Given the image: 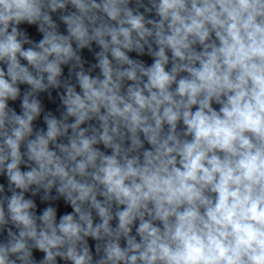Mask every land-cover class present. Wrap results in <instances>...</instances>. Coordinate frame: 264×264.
<instances>
[{"label": "clouds", "instance_id": "1", "mask_svg": "<svg viewBox=\"0 0 264 264\" xmlns=\"http://www.w3.org/2000/svg\"><path fill=\"white\" fill-rule=\"evenodd\" d=\"M0 264H264V0H0Z\"/></svg>", "mask_w": 264, "mask_h": 264}]
</instances>
